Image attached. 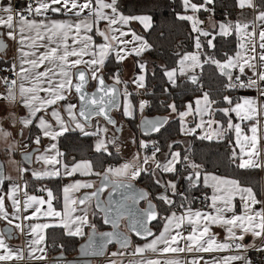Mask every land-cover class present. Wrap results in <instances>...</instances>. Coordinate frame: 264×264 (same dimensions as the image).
Here are the masks:
<instances>
[{
	"label": "snow or ice",
	"instance_id": "snow-or-ice-1",
	"mask_svg": "<svg viewBox=\"0 0 264 264\" xmlns=\"http://www.w3.org/2000/svg\"><path fill=\"white\" fill-rule=\"evenodd\" d=\"M221 2L157 63L139 0H0V264H264V0Z\"/></svg>",
	"mask_w": 264,
	"mask_h": 264
},
{
	"label": "trees",
	"instance_id": "trees-1",
	"mask_svg": "<svg viewBox=\"0 0 264 264\" xmlns=\"http://www.w3.org/2000/svg\"><path fill=\"white\" fill-rule=\"evenodd\" d=\"M140 5L144 8V10L149 11L153 17H154V26H155V32L153 33V39L155 40L156 37L163 33V40H156L157 47L160 48L161 43L163 44V47L160 48L159 53H153L150 57L152 60H156L157 63L161 62V59H167L171 52L179 50L178 46L183 44H187L186 36L187 33L185 31L184 26L178 22L173 20V17L171 15V10L166 8L164 5L166 3V0H139ZM232 0H222L221 3L217 5V11H216V19L221 20L223 19L222 13L225 11H228L232 13V18H235L237 9H234L231 7ZM156 5V6H154ZM224 5H228L227 8H225ZM131 7V5H130ZM207 68V66H206ZM205 81L210 82L212 77V71L211 69H207L205 72ZM240 94L237 93V95ZM158 113L155 109H149L146 110L145 115L152 117L155 115H158ZM208 143V142H205ZM223 149L221 148V151ZM205 152L208 150L205 149ZM216 157L209 156L207 157V167L212 169L215 167L214 161ZM220 172L222 174H230L229 169H225L221 167ZM248 180L257 186L260 184H263L264 180V172H260L259 170H256L255 174L248 177ZM140 186H144V184H140ZM79 240H76L73 243H70L67 245L65 250V255L67 259L73 258L78 254L77 250H74L78 248ZM59 249H56L55 251L49 250V256L55 257L58 255Z\"/></svg>",
	"mask_w": 264,
	"mask_h": 264
},
{
	"label": "crops",
	"instance_id": "crops-1",
	"mask_svg": "<svg viewBox=\"0 0 264 264\" xmlns=\"http://www.w3.org/2000/svg\"><path fill=\"white\" fill-rule=\"evenodd\" d=\"M235 11H236V14H237L239 12V9H237ZM125 63L127 65V69H126V71L124 73V77H125V79H127L131 75L132 59L129 58ZM239 95H255V93L254 92H251V91H248L246 93L245 92L244 93H240ZM242 127H243V125H242ZM1 157H2V159L4 161V165H5V174H11L13 177H15L17 175V173L15 172L14 167L7 162V158L3 154H1ZM17 159H20V157L17 156ZM33 166L34 167H37V168L40 167V165H33ZM263 184H264V182H263ZM141 187H143V186H141ZM79 194L80 193H75V195H79ZM237 203H238V198H237ZM3 227H4V224L3 223H0V229H3ZM214 230L217 231V232H220V238L223 237V232H222L221 229L214 228ZM8 243L10 245H12L13 247H23L24 244H25V238L23 236H19V238H13V239L9 240Z\"/></svg>",
	"mask_w": 264,
	"mask_h": 264
},
{
	"label": "water",
	"instance_id": "water-1",
	"mask_svg": "<svg viewBox=\"0 0 264 264\" xmlns=\"http://www.w3.org/2000/svg\"><path fill=\"white\" fill-rule=\"evenodd\" d=\"M0 163H3L4 164V161H3V159H2V157H1V154H0ZM4 171H5V165H4ZM107 194V190L105 191V193H104V195H106ZM122 227V230H123V225L121 226ZM83 260V259H85V258H82V257H80L79 256V253L78 254H76V256L75 257H73V258H69L68 260L69 261H72V260Z\"/></svg>",
	"mask_w": 264,
	"mask_h": 264
},
{
	"label": "built area",
	"instance_id": "built-area-1",
	"mask_svg": "<svg viewBox=\"0 0 264 264\" xmlns=\"http://www.w3.org/2000/svg\"><path fill=\"white\" fill-rule=\"evenodd\" d=\"M244 92L246 93V92H248V91H243V90L240 91V93H244Z\"/></svg>",
	"mask_w": 264,
	"mask_h": 264
},
{
	"label": "rangeland",
	"instance_id": "rangeland-1",
	"mask_svg": "<svg viewBox=\"0 0 264 264\" xmlns=\"http://www.w3.org/2000/svg\"><path fill=\"white\" fill-rule=\"evenodd\" d=\"M239 95V94H238Z\"/></svg>",
	"mask_w": 264,
	"mask_h": 264
}]
</instances>
